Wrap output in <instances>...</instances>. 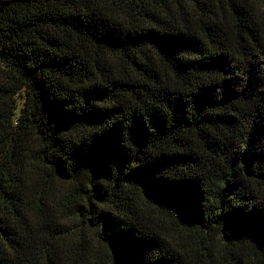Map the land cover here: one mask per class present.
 <instances>
[{
	"label": "trees",
	"instance_id": "1",
	"mask_svg": "<svg viewBox=\"0 0 264 264\" xmlns=\"http://www.w3.org/2000/svg\"><path fill=\"white\" fill-rule=\"evenodd\" d=\"M0 264H264V0H0Z\"/></svg>",
	"mask_w": 264,
	"mask_h": 264
}]
</instances>
